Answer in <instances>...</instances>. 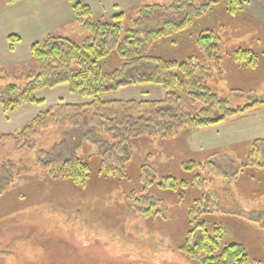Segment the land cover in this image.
Returning a JSON list of instances; mask_svg holds the SVG:
<instances>
[{"label":"rangeland","instance_id":"rangeland-1","mask_svg":"<svg viewBox=\"0 0 264 264\" xmlns=\"http://www.w3.org/2000/svg\"><path fill=\"white\" fill-rule=\"evenodd\" d=\"M124 1L108 0L103 5L107 8H112L113 3L118 5V10L112 12L124 13L121 26L125 30L131 26L136 11L148 0L135 2L132 7H129L131 0ZM204 1L195 0V3ZM2 2L0 0V4ZM172 2L160 0L162 5ZM244 5V9L231 13L222 0L184 34L175 37L177 42L161 41L151 53L178 61L195 56L197 34L203 29L221 27L219 51L224 57L225 79L219 83L210 82L211 88L233 108L255 99L264 100V56H258V65L254 68L238 65L228 57V53L237 48H248L258 54L264 50V0H244ZM93 9L97 13L95 6ZM174 16L180 18L181 14ZM51 35L81 44L87 33L76 23H71ZM28 54L27 61L15 67H3L13 77L35 71ZM119 62L114 55L107 69ZM75 96L80 99L77 101ZM111 96L109 93L103 98L112 99ZM37 97L43 99L42 103L26 104L31 106L27 118V114L19 111L21 109L16 113H3L4 116L12 115L8 117L16 125L8 128V122L0 119V130H19L31 114L34 116L59 100L64 103L82 100L79 95L70 93L66 85L43 89ZM53 100L56 102H51ZM195 107L187 105L191 112ZM81 130L56 125L38 129L32 139L33 150L16 151L12 143H0V164L12 163L15 174L7 192L0 196V264H196L180 251L179 246L190 227L188 209L204 191L208 197L204 207L212 211V214H204V219L223 228V242H238L245 247L247 264H264V166H243L248 160L251 144L230 153L215 152L210 156L214 152H188L184 148V131L172 139L141 137L129 143L131 158L124 177L118 178L99 173L100 157L96 147L85 143L76 149L90 167L84 185L67 179H53L42 173L34 151L50 148L64 132L77 135ZM258 150L256 159L264 163V144H259ZM205 158H210L227 178L213 180L208 168L189 170L181 164L190 160L202 162ZM253 159L254 156L251 162ZM144 164L156 181L163 176H173L190 182L195 174L203 180L199 186L189 184L184 188L181 199L177 195L180 190H162L154 185L145 190L139 178ZM130 191L146 200L144 207L156 203L162 212L150 218L138 215L127 201Z\"/></svg>","mask_w":264,"mask_h":264},{"label":"trees","instance_id":"trees-1","mask_svg":"<svg viewBox=\"0 0 264 264\" xmlns=\"http://www.w3.org/2000/svg\"><path fill=\"white\" fill-rule=\"evenodd\" d=\"M3 1L9 4L15 0ZM221 1L206 0L196 4L195 0H173L169 5H162L160 0H148L136 11L131 26L124 30L121 26L123 12L103 21L94 18L92 9L80 0H68L75 23L87 33L85 40L78 44L49 34L32 43L29 53L36 70L27 75L13 77L0 65V110L8 114L23 104L39 105L43 99L38 98L37 93L59 85H66L70 93L79 95L84 102L64 103L59 100L54 106L40 111L19 130L0 133V143L10 142L16 151L33 150L32 139L38 129L52 125L80 128L79 134L64 132L50 148L36 149L34 153L37 166L47 177L84 185L90 167L76 149L85 143L96 147L100 174L123 178L131 158V141L141 137L172 139L185 130L227 121L264 105V100L255 99L233 108L211 88L210 82L219 83L225 79L224 57L219 51L221 27L203 29L197 34L195 56L178 61L151 53L161 41L177 42L175 37L184 34ZM225 6L227 11L235 13L245 5L244 0H225ZM175 13H180L181 17L176 18ZM8 41L11 49L19 37L10 35ZM114 55L120 62L107 69ZM259 55L264 56V50L258 54L248 48H237L228 53L238 65L250 68L258 65ZM136 85L160 86L164 91L163 98H103L122 87ZM188 104L196 106L194 112L187 109ZM259 144L264 141L251 143L248 160L243 166H264L256 159ZM213 155L215 153L210 156ZM252 156L253 162L250 160ZM181 164L189 170L208 168L213 180L227 178L210 158ZM12 166V163L0 164V196L13 183ZM139 178L145 190L153 185L162 190H180L179 199L183 198L181 193L189 184L199 186L203 180L195 174L190 182L173 176H163L156 181V177L147 171L146 164L141 166ZM205 193L188 209L190 227L179 246L180 251L196 264H247L245 247L238 242H223V228L204 219V214H212L204 207L208 199ZM127 199L130 208L142 217L150 218L162 212L156 203L144 207L146 200L139 199L135 191H130Z\"/></svg>","mask_w":264,"mask_h":264},{"label":"crops","instance_id":"crops-1","mask_svg":"<svg viewBox=\"0 0 264 264\" xmlns=\"http://www.w3.org/2000/svg\"><path fill=\"white\" fill-rule=\"evenodd\" d=\"M80 1L88 5L92 9L93 15L100 17V20L103 21L110 20L115 14L112 12L113 9L114 11L118 10L116 3H113L112 8H107L106 5H103L108 0ZM94 1L95 3H93ZM135 2L138 4L140 0H131L129 7L135 5ZM94 6L98 10L97 13L93 9ZM71 23H75V21L72 15L71 4L68 0H15L9 4L3 1L0 4V65L2 64L4 67L14 65L15 67L27 61L29 48L32 43L42 40L47 35ZM10 35L19 37V41L14 43L11 49L9 48L8 41ZM163 95L164 91L160 86L136 85L122 87L112 93L111 97L112 99L119 100H159L163 98ZM75 98L77 101L80 99L77 96ZM51 102L54 103L56 100ZM81 102H84L83 98ZM23 105L25 106L21 105L18 109L27 114L25 117L27 118L31 106ZM16 111L13 113H16ZM0 113L1 121L8 122L7 127L11 126L10 128H12V126L16 125L9 118L13 117L12 115H8V117L4 116L3 112ZM34 116L31 114V117L25 123ZM3 126H6V124ZM0 131H2L0 133H7L13 130L4 131L3 128ZM184 133H186L183 140L185 142L184 148L188 152H208L209 154L212 152L230 153L229 151H234L247 144H251L255 140L264 141V105H260L244 115L236 116L227 121L204 128L185 130Z\"/></svg>","mask_w":264,"mask_h":264}]
</instances>
